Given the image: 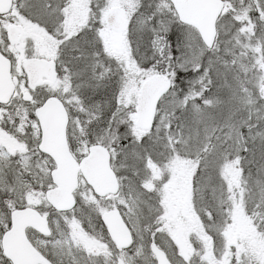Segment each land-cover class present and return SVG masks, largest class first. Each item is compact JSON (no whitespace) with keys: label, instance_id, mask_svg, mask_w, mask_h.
I'll use <instances>...</instances> for the list:
<instances>
[{"label":"snow or ice","instance_id":"obj_1","mask_svg":"<svg viewBox=\"0 0 264 264\" xmlns=\"http://www.w3.org/2000/svg\"><path fill=\"white\" fill-rule=\"evenodd\" d=\"M0 264H264V0H0Z\"/></svg>","mask_w":264,"mask_h":264}]
</instances>
